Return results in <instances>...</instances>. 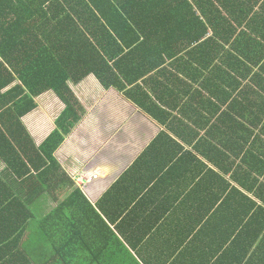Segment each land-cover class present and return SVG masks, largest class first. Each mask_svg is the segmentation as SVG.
<instances>
[{
    "label": "crops",
    "instance_id": "crops-1",
    "mask_svg": "<svg viewBox=\"0 0 264 264\" xmlns=\"http://www.w3.org/2000/svg\"><path fill=\"white\" fill-rule=\"evenodd\" d=\"M236 1L209 57L169 47L166 67L193 49L202 72L161 118L93 74L69 84L85 112L54 155L81 191V234L116 264H264V0ZM35 101L22 120L39 145L64 103L52 91ZM72 189L39 197L36 214Z\"/></svg>",
    "mask_w": 264,
    "mask_h": 264
},
{
    "label": "trees",
    "instance_id": "trees-1",
    "mask_svg": "<svg viewBox=\"0 0 264 264\" xmlns=\"http://www.w3.org/2000/svg\"><path fill=\"white\" fill-rule=\"evenodd\" d=\"M234 2L0 0V264H116L103 240L81 234V191L54 155L85 112L69 84L93 74L160 117V105L187 93V80L202 72L193 49L166 67L178 55L169 47L196 45L209 57L231 30ZM47 91L64 108L36 145L22 118ZM69 189L54 209L36 214L39 197L58 200Z\"/></svg>",
    "mask_w": 264,
    "mask_h": 264
},
{
    "label": "built area",
    "instance_id": "built-area-1",
    "mask_svg": "<svg viewBox=\"0 0 264 264\" xmlns=\"http://www.w3.org/2000/svg\"><path fill=\"white\" fill-rule=\"evenodd\" d=\"M94 178H96V175H94Z\"/></svg>",
    "mask_w": 264,
    "mask_h": 264
},
{
    "label": "rangeland",
    "instance_id": "rangeland-1",
    "mask_svg": "<svg viewBox=\"0 0 264 264\" xmlns=\"http://www.w3.org/2000/svg\"><path fill=\"white\" fill-rule=\"evenodd\" d=\"M54 98V97H53ZM70 178H72V176H70Z\"/></svg>",
    "mask_w": 264,
    "mask_h": 264
}]
</instances>
